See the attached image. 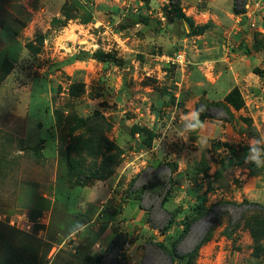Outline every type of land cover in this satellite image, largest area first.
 <instances>
[{
  "label": "rangeland",
  "instance_id": "obj_1",
  "mask_svg": "<svg viewBox=\"0 0 264 264\" xmlns=\"http://www.w3.org/2000/svg\"><path fill=\"white\" fill-rule=\"evenodd\" d=\"M41 1L0 0V264H264V204L235 200L209 174L230 157H256L263 172L264 123L214 109L202 138L170 104L224 102L234 84L222 57L251 59V84L264 69V0H238L241 14L235 0ZM98 1L110 30L87 28L89 45L77 25ZM132 16L148 19L133 35ZM182 16L208 28L194 35ZM179 53L182 65L167 62ZM263 82L244 89L262 115Z\"/></svg>",
  "mask_w": 264,
  "mask_h": 264
},
{
  "label": "crops",
  "instance_id": "obj_2",
  "mask_svg": "<svg viewBox=\"0 0 264 264\" xmlns=\"http://www.w3.org/2000/svg\"><path fill=\"white\" fill-rule=\"evenodd\" d=\"M152 1V0H151ZM39 2H42L41 0H36V5L39 3ZM117 2H121V0H117ZM140 6H143L144 4L147 5L143 0H138ZM153 2V1H152ZM127 4V1H123L122 5H126ZM131 4V1L130 3ZM35 5V6H36ZM92 5V8H94V11L92 13V16H93V20L92 22H88L86 24H84L83 22L80 24V25H77V27L80 29V32H83L82 30H84V34L86 35V38H84V40H87V42L89 43V45H94L92 44V40L95 41V39L97 38L96 36H94L93 34L90 33V31L87 29V28H98L100 25L104 27V29H106V31H104V34H107L109 33V30H110V25H108V22L106 23V20H105V17H109V16H106L108 14H106V9L105 7H102L100 9L99 7V1L98 3L95 5V4H90ZM151 5V3H150ZM87 7V4L85 5ZM194 9V8H193ZM9 10V9H8ZM28 10H30V12H33L34 13V8H29ZM113 12H118L119 10L118 9H112ZM13 11V10H12ZM135 11L137 12V9H135ZM60 10L58 11L57 14H52V17H53V21L54 20H59L60 18H64V16L62 15V13H59ZM105 14L103 16H99L98 17V14ZM62 16V17H61ZM238 18H241L238 16ZM120 21V19L118 20V22ZM214 21L218 24V22L214 19ZM73 22V20H70L68 21L67 25H65L64 27H62L63 30H61V34L60 36H58L57 38V41L60 40V39H66V36H68L70 34V29L73 27L70 23ZM76 22V21H75ZM34 23V22H33ZM144 26V24H141V23H138L136 24L135 26L133 27H130L128 28V32H130L131 35L133 34H137V28H140L141 26ZM141 31V29H140ZM12 33H15V32H12ZM45 32L43 31V35ZM125 33V36L126 34L128 35L127 32H124ZM68 34V35H67ZM79 34H76V36H78ZM123 32H120L118 34V36H123ZM136 37V35H135ZM132 38L133 41H136V39ZM122 38V37H120ZM161 39V44H164L166 43L165 42V39L160 37ZM95 46H98V45H95ZM225 47H228V46H224L223 45V48ZM229 48V47H228ZM230 49V48H229ZM160 58V57H159ZM244 57H236L235 58H225V57H222L221 61L222 62V65L223 67L226 66V64L228 63V60L231 61V59H233L231 62L229 61V63L227 64L229 67H228V72L232 74V83L234 84L233 88H238L243 96V99L245 101V107L240 110V111H236V110H232L233 114H234V119H238L240 117V115H244V118H250L252 121H253V125L256 126L258 128V130L260 131L261 128L263 127L262 125H260V123H264V115H262V112L258 111V109L260 108L259 106H257V101H251V102H248L246 101V98L244 97L245 93H244V89L245 91H248L249 93H253L254 92H257L256 94H258V91L257 89L260 88L261 84L263 81L262 78H260L259 76H257L256 74H254L253 72H250L248 74V78L251 80V84H248L246 87H242V82L243 80H246L247 77L244 76V74L241 72V70L245 71L247 68V63H249V61L251 60H245L243 59ZM253 58V56H252ZM256 62V59L254 58L253 59V63ZM224 63V64H223ZM222 65L220 64L219 66L222 67ZM250 64H248L249 66ZM248 79V80H249ZM259 82V83H257ZM264 83V82H263ZM257 84V85H256ZM248 88V89H247ZM247 89V90H246ZM233 89L231 88L229 90V92H231ZM42 90L38 91V92H41ZM228 92V93H229ZM255 95V94H254ZM252 95V96H254ZM177 97V95H176ZM179 101V100H178ZM34 102V101H33ZM33 102L30 104V113H32V104ZM252 102H254V106L253 108H251V104H253ZM40 102L37 100V104L35 105L36 108L37 107H41V105L39 104ZM43 107V106H42ZM177 107L176 109L180 110L179 112L182 111V108L176 104ZM247 107V108H246ZM185 108H187V110H189V112H185L182 114V117L183 118H188L189 122L190 123H194L195 120H196V117H197V113H196V110L192 108V105H185ZM43 110H45V108H43ZM37 111V109H36ZM46 113V111H44ZM250 112V113H249ZM47 114V113H46ZM240 114V115H239ZM31 116V114H30ZM47 117H48V120L50 122V117L49 115L47 114ZM209 119H206V121L204 122L202 128L200 129V137H208V133L206 135V126L207 124H209L208 122ZM263 120V121H262ZM232 123V120L229 121ZM235 123L237 124V122L235 121ZM51 124V123H50ZM227 131L223 130L222 134L223 133H226ZM220 140L222 141H225L227 140L226 137H220ZM235 142V141H234ZM237 143V142H235ZM233 144V143H232ZM233 157H230L227 161L231 160ZM253 159L256 160V157L252 158L250 157V159H247L246 162H244V159L240 157V160H238L240 163V165H237V166H231L229 168H227L226 170L224 169L223 171H219L218 168H214V169H211L210 171V176H213L212 177V182H211V179H210V184L211 186H223L224 188L226 189H232L234 190L235 192V200H243V199H247L249 201H252V202H255V203H258V204H264V171L263 172H259L257 175H254L253 177H250V171H251V167H252V164H254L256 161H254ZM264 169V168H263ZM222 191H224V189H222ZM233 193V194H234ZM227 195V193H226Z\"/></svg>",
  "mask_w": 264,
  "mask_h": 264
},
{
  "label": "trees",
  "instance_id": "obj_3",
  "mask_svg": "<svg viewBox=\"0 0 264 264\" xmlns=\"http://www.w3.org/2000/svg\"><path fill=\"white\" fill-rule=\"evenodd\" d=\"M146 4H147V6H149L150 5V2H151V0H143ZM171 2H172V4L174 3L176 6H179V4H180V2H181V0H171ZM238 7H239V5H238V0H235V3H234V9H233V11H234V13L235 14H241L242 12H240L239 11V9H238ZM85 8H87L86 6H85ZM182 18L183 19H185L186 18V20L190 23V26H191V28L192 29H194V31H193V34L194 35H196V34H198V33H204L205 32V30L208 28L207 27V25L206 26H204L202 29H195L194 28V25H193V22H192V20L191 19H187V17H185V16H182ZM92 20H93V16H90L89 18H87L85 21H83V23L84 24H86V23H88V22H92ZM130 25H136V24H138V23H140V22H142V24H144V25H148V19H146V18H141V20L139 21V20H137L135 17H130V21H127ZM128 29V28H127ZM198 30V31H197ZM257 49V48H256ZM264 51V50H263ZM92 57H93V59H95V60H97V61H99V62H101V63H106V62H108L109 61V59H111L110 58V55L109 54H107V53H104L103 51H98V52H95V53H93V55H92ZM13 70H14V68H12V70H10V71H8L7 69L5 70V77H7V78H9V76H10V74H11V72H13ZM8 71V72H7ZM0 80L2 79V73H4V71H0ZM253 73L254 74H256L257 76H259L260 78H262V79H264V69H259V68H254L253 69ZM3 81V80H2ZM171 98H172V101L170 102V104L172 105V106H174V105H179L182 109H184L185 108V105L184 104H182V101H180L179 99H177V97H176V95H171ZM179 100V101H178ZM245 107V101H244V99H243V96H242V94H241V92H240V90L238 89V88H235V89H233L231 92H229L227 95H226V97H225V99H224V102H218V103H214V104H210V105H205L204 103H199L198 105H197V109H196V113H197V117H196V120H195V122H194V125L197 127V128H199V129H201L202 128V126H203V124H204V122L206 121V119H211V118H215V116L214 115H212V110H214V109H220V110H222L224 113H225V115H226V117L224 118V120L226 119V121H231V120H233L234 119V114H233V112H232V110L234 109V110H236V111H240V110H242L243 108ZM243 121L245 122V123H248L249 125H251L252 126V124H253V122H252V120L251 119H248V118H244L243 119ZM232 162H233V158L231 159V160H229V161H226L225 163H224V165L223 166H221L222 167V169L224 170H226L227 168H229V167H231V165H232ZM239 162V161H238ZM259 165H261L260 164V162H258V163H254V164H252V167H251V171H250V177H253L254 175H257L258 173L256 172V170L257 169H259L260 167H259ZM264 168V167H263ZM173 171V170H172ZM263 171H264V169H263ZM220 172H221V170H220ZM208 192V191H207ZM155 193H157V192H155ZM158 194V193H157ZM158 196H160V195H158ZM205 198H206V196H204V197H202V199H201V202H199V204L200 205H202L203 206V204H204V202H205ZM254 205H257V204H254ZM259 206V205H258ZM261 206V205H260ZM171 214V216L174 214V213H170ZM170 225H168V227H167V229H169L170 227H171V225L173 224V219L170 221V223H169ZM188 231H189V229H186L184 232H185V234H184V236H183V238H185L186 237V235H187V233H188ZM263 235H262V248H264V232L262 233ZM160 247L161 248H163V250L172 258V259H174V257H175V252L176 251H174V254L171 252V251H169L168 249H166L163 245H160ZM190 264H193V257H190Z\"/></svg>",
  "mask_w": 264,
  "mask_h": 264
},
{
  "label": "built area",
  "instance_id": "obj_4",
  "mask_svg": "<svg viewBox=\"0 0 264 264\" xmlns=\"http://www.w3.org/2000/svg\"><path fill=\"white\" fill-rule=\"evenodd\" d=\"M167 62H172L175 64L182 65L185 62V54L184 53H179L175 57H167L166 58Z\"/></svg>",
  "mask_w": 264,
  "mask_h": 264
}]
</instances>
